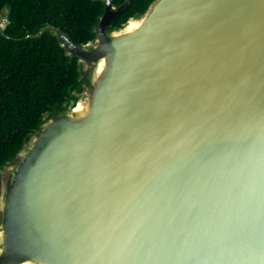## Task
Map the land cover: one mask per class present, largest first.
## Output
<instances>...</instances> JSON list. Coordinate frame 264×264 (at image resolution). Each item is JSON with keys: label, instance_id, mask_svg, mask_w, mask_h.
<instances>
[{"label": "water", "instance_id": "1", "mask_svg": "<svg viewBox=\"0 0 264 264\" xmlns=\"http://www.w3.org/2000/svg\"><path fill=\"white\" fill-rule=\"evenodd\" d=\"M91 1L23 38L77 78L0 163V264H264V0Z\"/></svg>", "mask_w": 264, "mask_h": 264}, {"label": "trees", "instance_id": "2", "mask_svg": "<svg viewBox=\"0 0 264 264\" xmlns=\"http://www.w3.org/2000/svg\"><path fill=\"white\" fill-rule=\"evenodd\" d=\"M120 5L124 0H114ZM148 0H132L116 25L142 11ZM101 5L91 0H0V19L7 10L5 35L0 31V163L6 161L51 108L75 88L76 62L66 65L57 40H23L43 24L61 27L84 44Z\"/></svg>", "mask_w": 264, "mask_h": 264}, {"label": "rangeland", "instance_id": "3", "mask_svg": "<svg viewBox=\"0 0 264 264\" xmlns=\"http://www.w3.org/2000/svg\"><path fill=\"white\" fill-rule=\"evenodd\" d=\"M0 21H1L2 24H7V22H8V20H7V10L4 11V14H3V16H2Z\"/></svg>", "mask_w": 264, "mask_h": 264}]
</instances>
